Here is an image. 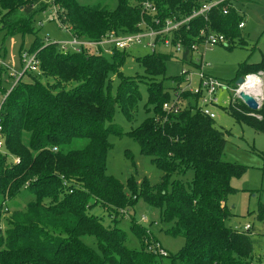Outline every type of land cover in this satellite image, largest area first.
Instances as JSON below:
<instances>
[{
    "label": "trees",
    "instance_id": "1",
    "mask_svg": "<svg viewBox=\"0 0 264 264\" xmlns=\"http://www.w3.org/2000/svg\"><path fill=\"white\" fill-rule=\"evenodd\" d=\"M144 1L118 0L111 8L53 0V6L75 35L98 40L112 31L136 32L143 20L153 24ZM151 1L163 23L192 14L205 0ZM37 5L38 0H0V30L8 36L35 35L31 46L19 53L25 48L38 51L41 61L40 74L27 73L9 94L4 77L10 75L0 65V123L6 146L0 152V264H164L167 257L173 264H252V236L226 223L233 215L229 197L239 191L232 180L247 170L225 158L226 132L196 108L179 111L172 127L161 123L163 104L177 88L167 90L162 82L146 81V111L153 109V115L136 128L121 130L115 123L116 109L132 119L142 98L140 80L121 70L128 50L112 55L62 52L56 42L37 36L36 15L50 7ZM244 21L234 8L228 14L215 9L208 20L196 18L175 32L174 42H198L206 29L224 34L231 44L223 46L233 49L237 41H244ZM6 54L2 44L0 56ZM173 58L172 53L152 52L138 61L147 75L158 76L165 74ZM255 72L264 73V56L257 63L241 62L235 82ZM112 75L119 79L115 92ZM172 80L180 83L182 78ZM228 110L238 123L264 133V98L258 110L239 99H231ZM111 133L135 139L164 172L161 182L152 185L144 178L139 184L131 177L125 184L108 174ZM258 154L264 161V150ZM190 172L192 181L173 179ZM140 198L161 210L162 221L170 225L167 233L185 238L176 254L150 250V229L133 217L132 231L141 248L127 245L129 235L118 226L119 219ZM97 205L112 216L111 225L91 213ZM257 214L264 220V201ZM85 236L94 237L97 247Z\"/></svg>",
    "mask_w": 264,
    "mask_h": 264
},
{
    "label": "rangeland",
    "instance_id": "2",
    "mask_svg": "<svg viewBox=\"0 0 264 264\" xmlns=\"http://www.w3.org/2000/svg\"><path fill=\"white\" fill-rule=\"evenodd\" d=\"M81 4L94 7L99 4H108L111 8L117 6L118 0H78ZM42 5H50L47 9L39 11L36 15L34 27L37 30V36L44 38L49 37V42H59L66 39L67 35L62 32L54 19H56V7L53 6V0H38L37 8ZM241 14L244 15L246 27L242 29L244 41L233 49L223 45H215L208 49L205 54V60L208 65L204 70L223 80L226 83L234 84L237 77L239 64L246 59L251 63L259 62L264 56V0H247L243 4H237ZM1 18V14H0ZM43 22V26H40ZM35 35H27L23 38L21 35L8 36L3 30H0V48L2 44L7 49L6 62L11 66L18 67L19 51L22 47H30ZM150 38H143L141 42L129 49V56L126 57L121 70L126 76L134 80H140L139 88L142 98L139 100L138 107L133 111V118L127 119L123 112L117 108L115 123L121 130L128 131L136 128L144 120L153 115L147 112L146 103L148 101L147 83H163L164 87L172 90L174 83L172 77L178 76L185 63L179 56H175L167 63L165 74L158 76L147 75L145 69L138 60L152 53L148 46ZM167 53H172L167 50ZM174 56V55H173ZM109 57V56H108ZM264 77V75H263ZM26 77L25 80H27ZM52 80V79H50ZM46 81V80H45ZM147 83H146V82ZM114 92L119 83V79L112 75ZM13 85V79L8 75L4 77V86L9 90ZM219 106L214 108L216 113L215 125L226 132L228 140L225 148V158L229 161L239 162L247 166V170L240 178H234L232 185L239 191L230 195L228 206L233 215L226 223L229 226L244 225L248 222L255 226V234L252 236L255 245V252L264 251V220L258 219L257 209L260 201H264V161L258 152L264 150V133L255 130L247 124L238 123L230 114L228 106L232 99V93L228 90H221L218 93ZM149 108H153L149 105ZM112 147L109 149L107 158V173L114 175L123 183L127 184L131 177L140 184L144 178H148L152 185L161 182L164 172L160 170L153 162L152 156L144 155L141 151L140 144L132 137L124 134L119 136L115 133L109 135ZM194 174L188 175L175 174L173 179H179L184 182L192 181ZM234 206V207H233ZM91 213L99 216L104 225H111L112 216L100 205L93 207ZM123 217L118 226L127 231L129 237L127 245L132 249H140L141 243L137 235L132 231V219L150 229L154 246L161 242V247L166 248L170 254H176L184 245V237H175L166 232L170 226L161 219V210L145 202L142 198L138 203L123 212ZM145 220H142V217ZM133 217V218H132ZM2 227L5 228L6 222L3 221ZM84 240L93 247H97V241L94 237L85 236ZM255 261L252 258V264ZM164 264H173L167 257Z\"/></svg>",
    "mask_w": 264,
    "mask_h": 264
},
{
    "label": "built area",
    "instance_id": "3",
    "mask_svg": "<svg viewBox=\"0 0 264 264\" xmlns=\"http://www.w3.org/2000/svg\"><path fill=\"white\" fill-rule=\"evenodd\" d=\"M246 0H205L194 10L192 14L181 18H168L163 23L157 18V7L151 0H145L143 9L153 17V24L143 20L138 24L140 30L136 32L117 33L115 31L106 33L102 38L93 40L89 38L79 37L72 31L71 26L66 24L56 8V19L58 28L67 35L66 39L56 42L62 52H83L95 54L112 55L115 50H129L137 46L145 37L150 38L148 46L152 52H166L171 50L172 54L179 56L187 65L183 67L180 74L182 81L180 83L173 82L176 87L173 97L170 101L163 104L164 118L161 123L169 124L177 120V114L183 109L196 108L204 115L212 119L216 118L214 108L219 106L218 93L221 90H228L232 93V99H239L247 105L241 98V92L253 96L261 106L264 98V73L255 72L249 73L243 77L244 81L241 84L235 82L233 85L224 82L223 80L210 75L204 68L208 65L205 60L206 51L215 45H230L229 39L221 33L212 30H201L202 40L185 45L183 41L177 40L174 42V33L180 28L187 25L190 21L196 18H204L208 20L210 13L215 9H221L224 14H228L231 8L238 10L237 4H242ZM240 13V12H239ZM40 26L43 23L40 22ZM245 22L240 24L243 28ZM49 41V37L47 38ZM38 51H30L25 48L19 53L18 67L11 66L6 62V58L0 56V65L8 69L10 77L13 78V85L8 90L7 94L22 80L27 73L40 74L41 61ZM173 87V88H174ZM172 88V89H173ZM2 102L0 104V111ZM5 137L2 133V125L0 123V152H5ZM18 163L20 159H15ZM145 220V217H142ZM236 230L242 233L252 235L254 225L250 222L244 225L236 224ZM163 256H168L166 248H162L160 243L149 248ZM253 264H264V258L256 260Z\"/></svg>",
    "mask_w": 264,
    "mask_h": 264
},
{
    "label": "water",
    "instance_id": "4",
    "mask_svg": "<svg viewBox=\"0 0 264 264\" xmlns=\"http://www.w3.org/2000/svg\"><path fill=\"white\" fill-rule=\"evenodd\" d=\"M243 81H244L243 77H240L237 80V83L241 84L243 83ZM240 96L251 110L255 111L260 108V103L253 96L246 94L244 92H241Z\"/></svg>",
    "mask_w": 264,
    "mask_h": 264
},
{
    "label": "crops",
    "instance_id": "5",
    "mask_svg": "<svg viewBox=\"0 0 264 264\" xmlns=\"http://www.w3.org/2000/svg\"><path fill=\"white\" fill-rule=\"evenodd\" d=\"M247 1V0H246ZM245 1V2H246ZM243 4V3H242ZM239 10V12L241 13V10L240 9H238ZM245 22V21H244ZM43 23V22H42ZM246 27V22H245V26L243 27V28H245ZM242 28V29H243ZM211 75V74H210ZM227 206H228V202H227ZM229 207V206H228ZM234 207V206H233ZM237 223H234V225H236ZM255 234V226H254V228H253V232H252V235L251 236H253ZM253 246H254V251H253V255H252V257L255 259V261L256 260H258V259H260V258H264V251H262V252H260V253H256L255 252V245H254V243H253ZM255 261H253V262H255Z\"/></svg>",
    "mask_w": 264,
    "mask_h": 264
}]
</instances>
